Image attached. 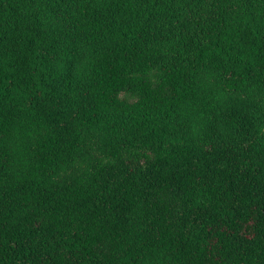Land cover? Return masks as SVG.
<instances>
[{
  "label": "trees",
  "instance_id": "16d2710c",
  "mask_svg": "<svg viewBox=\"0 0 264 264\" xmlns=\"http://www.w3.org/2000/svg\"><path fill=\"white\" fill-rule=\"evenodd\" d=\"M0 264H264V0H0Z\"/></svg>",
  "mask_w": 264,
  "mask_h": 264
}]
</instances>
